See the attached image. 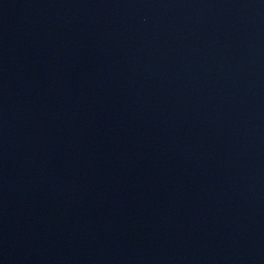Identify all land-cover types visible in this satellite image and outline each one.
I'll use <instances>...</instances> for the list:
<instances>
[{
  "label": "water",
  "instance_id": "water-1",
  "mask_svg": "<svg viewBox=\"0 0 264 264\" xmlns=\"http://www.w3.org/2000/svg\"><path fill=\"white\" fill-rule=\"evenodd\" d=\"M0 264H264V0H0Z\"/></svg>",
  "mask_w": 264,
  "mask_h": 264
}]
</instances>
